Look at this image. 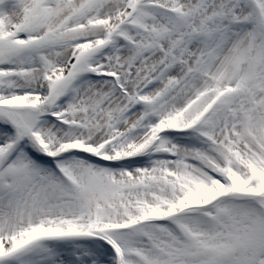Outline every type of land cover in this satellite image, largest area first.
Returning <instances> with one entry per match:
<instances>
[{
    "label": "snow or ice",
    "instance_id": "6c2138e0",
    "mask_svg": "<svg viewBox=\"0 0 264 264\" xmlns=\"http://www.w3.org/2000/svg\"><path fill=\"white\" fill-rule=\"evenodd\" d=\"M0 264H264V0H0Z\"/></svg>",
    "mask_w": 264,
    "mask_h": 264
}]
</instances>
